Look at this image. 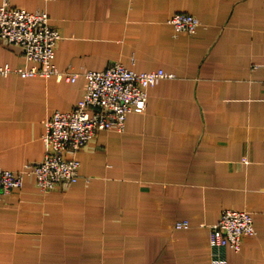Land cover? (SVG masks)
<instances>
[{
	"label": "crops",
	"instance_id": "crops-1",
	"mask_svg": "<svg viewBox=\"0 0 264 264\" xmlns=\"http://www.w3.org/2000/svg\"><path fill=\"white\" fill-rule=\"evenodd\" d=\"M10 1L49 12L61 70L120 61L176 77L150 88L124 131H100L79 152L78 182L44 192L25 176L0 207V264H214L211 228L225 208L250 211L256 228L226 264H264V0ZM179 11L198 16L196 33L175 32ZM6 64L34 62L0 39ZM86 85L0 73V165L42 160L46 120Z\"/></svg>",
	"mask_w": 264,
	"mask_h": 264
},
{
	"label": "built area",
	"instance_id": "built-area-1",
	"mask_svg": "<svg viewBox=\"0 0 264 264\" xmlns=\"http://www.w3.org/2000/svg\"><path fill=\"white\" fill-rule=\"evenodd\" d=\"M51 1V0H46ZM176 33L194 34L201 23L198 16L179 11L169 19ZM63 37L51 23L45 9L29 10L4 0L0 5V39L22 48L27 60L34 62L27 68L0 66V73L19 72L23 76H65L75 81L80 75L87 80L86 90L77 105L67 111L57 110L46 120L43 136L47 145L44 158L31 161L20 170L0 165V207L14 190L22 188L27 174L36 177L44 192L64 184L77 182L81 177L79 152L103 130L124 131L128 114L145 111L149 90L162 78H175L163 68L136 71L116 61L103 70L75 72L61 70L55 63L57 45ZM189 220H178L177 228H188ZM256 233L253 214L248 210L225 208L220 220L211 228V254L214 264H226L227 249L241 250L243 238Z\"/></svg>",
	"mask_w": 264,
	"mask_h": 264
},
{
	"label": "trees",
	"instance_id": "trees-1",
	"mask_svg": "<svg viewBox=\"0 0 264 264\" xmlns=\"http://www.w3.org/2000/svg\"><path fill=\"white\" fill-rule=\"evenodd\" d=\"M34 176H35V175H34ZM79 179H80V178H79ZM35 180H36V177H35ZM78 181H79V180H78ZM78 181H77V182H78ZM74 183H76V182H74ZM70 184H71V183H70ZM48 192H49V191H48Z\"/></svg>",
	"mask_w": 264,
	"mask_h": 264
}]
</instances>
